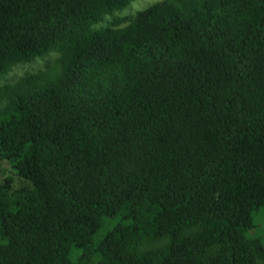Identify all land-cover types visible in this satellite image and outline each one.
Returning <instances> with one entry per match:
<instances>
[{"label": "trees", "instance_id": "1", "mask_svg": "<svg viewBox=\"0 0 264 264\" xmlns=\"http://www.w3.org/2000/svg\"><path fill=\"white\" fill-rule=\"evenodd\" d=\"M134 1L0 0V264L264 262V0Z\"/></svg>", "mask_w": 264, "mask_h": 264}, {"label": "rangeland", "instance_id": "2", "mask_svg": "<svg viewBox=\"0 0 264 264\" xmlns=\"http://www.w3.org/2000/svg\"><path fill=\"white\" fill-rule=\"evenodd\" d=\"M161 1L163 0H136L125 9L114 13L112 16H107L101 23L95 25L94 28L98 29L106 27L114 18L136 15L138 12ZM125 25L126 24L122 26ZM58 56V53H52L49 56L37 59L32 63L16 66L3 80L0 81V85L3 83H14L27 72L35 73L44 69L47 63L53 62ZM9 177L13 179V187L15 189H19L22 186H28L23 179L16 175L9 162L0 158V184L4 183ZM253 220L254 228L249 232L248 237L259 240L261 245L264 246V206L253 215ZM101 233H104V230H102ZM257 264H264V262L258 260Z\"/></svg>", "mask_w": 264, "mask_h": 264}]
</instances>
